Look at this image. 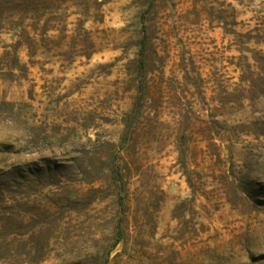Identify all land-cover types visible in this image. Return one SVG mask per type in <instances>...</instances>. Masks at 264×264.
Here are the masks:
<instances>
[{"label": "rangeland", "instance_id": "rangeland-1", "mask_svg": "<svg viewBox=\"0 0 264 264\" xmlns=\"http://www.w3.org/2000/svg\"><path fill=\"white\" fill-rule=\"evenodd\" d=\"M0 264H264V0H0Z\"/></svg>", "mask_w": 264, "mask_h": 264}, {"label": "trees", "instance_id": "trees-1", "mask_svg": "<svg viewBox=\"0 0 264 264\" xmlns=\"http://www.w3.org/2000/svg\"><path fill=\"white\" fill-rule=\"evenodd\" d=\"M145 42H146V36L144 35L143 38H142V51H141L142 57L140 59L141 65H144V63H145V60L143 58V47L145 46Z\"/></svg>", "mask_w": 264, "mask_h": 264}]
</instances>
